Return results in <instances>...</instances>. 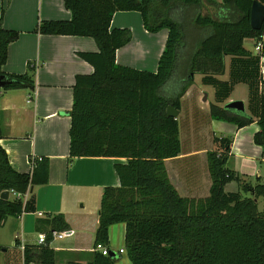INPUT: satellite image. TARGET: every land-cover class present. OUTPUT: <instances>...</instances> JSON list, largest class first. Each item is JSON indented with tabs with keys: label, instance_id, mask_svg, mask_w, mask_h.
<instances>
[{
	"label": "trees",
	"instance_id": "obj_1",
	"mask_svg": "<svg viewBox=\"0 0 264 264\" xmlns=\"http://www.w3.org/2000/svg\"><path fill=\"white\" fill-rule=\"evenodd\" d=\"M255 0H64L72 14L69 21H44L37 32L48 36L90 37L99 47L97 53H78L91 64V75H77L73 87L69 164L77 158H122L116 164L119 187L104 188L99 210L95 245L110 249L109 229L126 226L125 251L131 264H264V200L261 178L251 180L227 168L232 155L233 139L215 137L214 149L207 153L211 179L210 195L205 198L182 196L172 184L165 161L181 153L179 124L167 117L169 106L181 110L182 99L194 84L192 75L221 76L228 56L248 58L251 53L244 41L262 42L260 31L251 27V8ZM264 4V0H257ZM233 8L237 16L217 19L203 15L205 4ZM192 24L209 35L198 41L192 52L186 76L171 97L164 92L177 75L184 59L188 33L184 14ZM117 12H138L144 28L150 33L168 31L164 52L157 72L139 70L117 63V51L132 39L130 29L111 28ZM19 33L8 30L0 18V99L8 91L36 89L35 68L25 74H6L2 67L8 61L10 45ZM1 83H4L2 86ZM254 143L264 150V78L261 80ZM214 120L232 123L239 129L255 120L247 113L210 106ZM2 132L0 129V139ZM33 171L20 173L11 166L0 145V230L9 216L24 213L33 206L32 187L49 182L50 161H33ZM234 182L237 192H226ZM5 191L7 200L1 198ZM31 195L24 203L23 197ZM20 196V197H19ZM69 230L66 217L55 214L36 221V232L46 235L44 245L26 246L24 264H59V255L51 247L54 234ZM120 255L119 253H117ZM115 257L91 253L86 264H116ZM65 264H82L68 260Z\"/></svg>",
	"mask_w": 264,
	"mask_h": 264
},
{
	"label": "crops",
	"instance_id": "obj_2",
	"mask_svg": "<svg viewBox=\"0 0 264 264\" xmlns=\"http://www.w3.org/2000/svg\"><path fill=\"white\" fill-rule=\"evenodd\" d=\"M215 1L218 4L222 2ZM203 6V15H211L221 20L234 19L237 16L233 8L216 9L207 3ZM1 17L6 29L19 33L18 39L9 47L8 61L2 67V71L6 74H25L30 67H34L36 89L8 91L2 95L0 145L17 172L31 173L34 168L33 161L42 158L49 159L50 169L48 184L33 187L32 193L35 195L33 206L29 204L22 215L9 216L1 228L0 255L5 257L12 252L19 263L24 264L25 247L38 245L40 234L36 232V221L55 214H63L69 228L67 231L71 234L62 240H54L51 247L60 253L59 264H65L68 260L86 264L93 253L99 223L98 214L95 218L89 214L94 215V210L97 213L100 210L104 188L120 186L115 165L127 163V160L122 158L88 157L77 158L71 165L69 164L72 124L70 114L73 108L76 76L91 75L95 71L91 64L78 56V53H97L98 44L90 37L48 36L37 32L38 26L44 21L71 20L72 14L66 9L64 0H0ZM111 28H127L132 32L131 41L117 51L118 64L157 72L168 31L162 30L154 34L148 32L138 12H117ZM198 33L201 38L209 35L208 30H201ZM246 41L248 39L244 41V47ZM261 45L262 48H259L257 42L256 52L245 47L251 53L248 58L226 57L225 73L221 76L194 75V84L198 76L209 78L212 85L215 84L212 90L208 85L200 88L199 95L195 96L198 106L205 95L207 97L205 101L208 103L205 110H208L209 114L211 105L224 108L230 102L242 101L245 113L255 122L239 129L232 123L214 120L210 116L205 127L209 133L207 137L202 134L206 145L197 148L187 145L185 141L187 132L182 133L178 120L181 153L176 158L166 160L165 164L172 184L182 196L205 198L210 195V175L209 177L204 175L202 182L196 175L195 165L197 159L201 160L202 156L214 149L215 137L233 139L228 169L246 175L243 174L244 164L250 162L251 166H254V163L260 160L262 167L260 166L257 178H261L264 183V150L254 143V136L259 131L256 121L263 90L261 80L264 78V35ZM164 93L166 97H171L177 91ZM197 109L201 110L199 107ZM182 111L183 105L180 115ZM195 128L199 134L200 127H195L194 124L190 130ZM188 136L191 137L190 134ZM225 190L233 193L238 191V187L232 182ZM31 198V195L24 196V203H29ZM125 234L124 224L110 227L111 250L114 248L116 238L122 240L125 247ZM57 241L65 244L54 246L53 243ZM123 255H127L126 251ZM124 258V260L120 258L116 264H121L122 260L123 264H131L128 256Z\"/></svg>",
	"mask_w": 264,
	"mask_h": 264
},
{
	"label": "rangeland",
	"instance_id": "obj_3",
	"mask_svg": "<svg viewBox=\"0 0 264 264\" xmlns=\"http://www.w3.org/2000/svg\"><path fill=\"white\" fill-rule=\"evenodd\" d=\"M187 13H189L190 15L184 14V20H185L186 34L188 33V39L186 43L188 47L186 48V52H184L185 53L183 57L184 59H182L177 75L175 74L174 79L170 82L167 88V90H172V92L180 88V84H179L180 81L178 79L186 76L185 74L188 68L187 63H188L189 56H191L192 52H194L196 48L194 46L196 45V42L198 41L197 39H199V36L196 33L193 27V24H192V18L194 17L191 16L190 11ZM245 47L248 50H252L254 52L258 50L256 40H252V39L251 40L248 39V41H246ZM205 85L210 86L209 87L210 90H212V88H214L215 86V84L212 85L209 78L198 76L196 83L190 87L189 91H187V94L182 101L183 111L180 117H178L177 119L179 120V123L182 127V133L187 132L186 133L187 136L185 138V141H187V145L195 146L197 148H202L204 145H206V141L204 140L205 137L202 134H205V136L207 137V133H209V130L205 128L207 127V119H210L209 111L205 110L206 109L205 107H208V103H206L205 101L206 95L201 98L202 103L200 102V106H198L195 101V96L197 94L199 95L200 88H202ZM197 97L199 98V96ZM195 106L199 107V109L201 110H198L197 107ZM193 124L195 127L197 126L200 127L199 134L197 132V128H195V130H190ZM188 134H190L191 137L188 136ZM197 134L199 136H197ZM185 141H184V146H185ZM251 165L252 164L250 162H246L244 164L243 174H246L249 178H252V180H255L257 179V174L260 169V166L262 167V162L259 160L254 163V166H251ZM195 167H196L195 168L196 175L200 180L202 179V182L204 181V175H208L209 177L207 155L202 156L201 160L200 158L197 159ZM262 203H264V200L260 199L259 207L261 211H264L263 209L264 205ZM93 212H94V215L89 214L90 217L95 218L97 214L99 215V211L98 213L95 210ZM64 244L65 242H59V241L53 243L54 246H59V245H64ZM122 244L123 242L119 238H116L114 240V244H113L114 248L112 249V251L116 253L117 260H120V258H123L124 260L125 259L124 257L127 256V255H123L125 251V247ZM90 246H92V243L90 244ZM117 252H119L121 255H118ZM123 260L121 264L124 263ZM5 261H6V264H20L18 258H16L12 252L11 254L8 253L5 257L2 254L0 255V264H4Z\"/></svg>",
	"mask_w": 264,
	"mask_h": 264
},
{
	"label": "water",
	"instance_id": "obj_4",
	"mask_svg": "<svg viewBox=\"0 0 264 264\" xmlns=\"http://www.w3.org/2000/svg\"><path fill=\"white\" fill-rule=\"evenodd\" d=\"M250 19H251V27L254 31H260L263 28L264 26V4H262L261 2L257 0L253 2L252 8H251ZM192 76L194 77V75ZM1 85L3 86L4 83H1ZM205 100H207V97H205ZM225 108L229 110H234L238 113L239 112L245 113L246 111L245 105L242 101L230 102L225 106ZM166 115L167 117L177 119L180 115V111H178L172 106H169L167 108ZM30 192L31 193L33 192V187L31 188ZM9 196H10V193L8 191H5L1 194V198L4 200H7ZM115 255H116L115 252L110 253L111 257H115Z\"/></svg>",
	"mask_w": 264,
	"mask_h": 264
},
{
	"label": "built area",
	"instance_id": "obj_5",
	"mask_svg": "<svg viewBox=\"0 0 264 264\" xmlns=\"http://www.w3.org/2000/svg\"><path fill=\"white\" fill-rule=\"evenodd\" d=\"M259 48H262L261 43H259ZM20 197V196H19ZM71 232L65 231L60 234H54V240H62L68 236H70ZM46 243V235L45 234H40L39 240H38V245H44ZM93 252H100L102 253L103 256H110V252L108 251V248H106L103 245H97L94 249ZM31 264H36V263H31Z\"/></svg>",
	"mask_w": 264,
	"mask_h": 264
}]
</instances>
